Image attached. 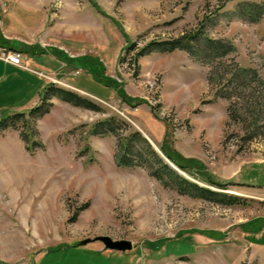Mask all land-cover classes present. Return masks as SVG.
Wrapping results in <instances>:
<instances>
[{"label":"rangeland","instance_id":"obj_1","mask_svg":"<svg viewBox=\"0 0 264 264\" xmlns=\"http://www.w3.org/2000/svg\"><path fill=\"white\" fill-rule=\"evenodd\" d=\"M252 4L264 13V0H0V39L47 52L23 48L30 71L0 62V120L10 116L0 128V264H264V15L255 19ZM196 30L197 47L207 37L233 52L152 51L134 60ZM78 60L99 61L107 84L132 104ZM221 61L248 73L213 87ZM56 88L97 108L42 100ZM35 107L43 109L29 114ZM111 116L168 164L161 146L193 161V177L176 170L183 177L240 203L181 194L142 167L118 166L117 137L92 133ZM30 128L33 149L22 135ZM208 175L228 189L209 185ZM100 236L134 248L105 249Z\"/></svg>","mask_w":264,"mask_h":264},{"label":"trees","instance_id":"obj_2","mask_svg":"<svg viewBox=\"0 0 264 264\" xmlns=\"http://www.w3.org/2000/svg\"><path fill=\"white\" fill-rule=\"evenodd\" d=\"M260 8L262 6L252 4V9L250 11L251 14L255 16V19H259V16L264 15V13L259 12ZM241 9H244V6H241ZM201 31H191L188 33H185L182 35V37H179L174 40H167L165 42L160 43H152V47L149 49H143L138 51L134 55V60H139L140 57L145 56L147 54H150L152 51H158L161 53H170L173 51H176L178 49L186 50L190 54L196 55L194 52H196V49L202 50V53L206 54L207 56L211 57L214 56L218 59H223L229 54H231L234 50V47L232 44L228 43V41L224 40H213L207 37H204L203 44H201L199 47H197L196 44H194V41H196L198 34ZM187 41V42H185ZM8 48V47H6ZM133 48V45L130 47ZM10 50H12L10 48ZM38 50H41L39 46H24V51L26 52H34V53H44L45 50L42 49V51L37 52ZM132 50H135L133 48ZM17 51V50H16ZM23 51V52H24ZM20 52V51H19ZM79 63H81L82 66L87 67L88 69L95 71L98 77L107 84L106 79H104V67L99 61H91V66L87 65L89 64L88 61L84 60H78ZM228 68V67H227ZM229 69V68H228ZM213 70L210 74L209 83L213 87L217 84L220 86L222 84V79L225 80V76L228 73L232 74L231 79H237L236 74H239L242 76L243 74L248 73V69L240 67L236 68V73L233 74L231 71L224 68V63L221 61L220 65H217L216 71ZM114 84H107V85H114L117 87V91L121 98L125 99L126 102L132 104V99L129 97H126L124 91L118 87V85ZM217 85V86H218ZM216 88V87H215ZM51 95H54L55 97L61 99L62 101L71 103L75 106L88 108V109H96L95 103L92 101L83 98L79 96L78 94L68 91L66 89L62 88H56L51 89L50 91L46 90L43 94L42 100L46 101L47 98H50ZM216 96L217 97H227L226 94L221 93L219 89H216ZM42 107H35L32 109L29 114H38L42 111ZM229 114L232 118V108H229ZM16 116H24V113H19ZM10 116L7 118H3L0 120V128H6L7 124L9 123ZM14 123V120L12 121ZM258 122L257 119H254V121L251 123L252 126L256 125ZM33 131L31 128L28 130V132H23V138L27 142V146L30 149H33L36 142L33 141ZM93 134L96 133H103L104 135L110 134L114 135L118 139L117 148H116V162L118 166L121 167H129V168H136V167H142L146 169L149 174L160 181L163 186L167 188H171L174 190H177L181 194H189L209 200H213V198H224L221 202L226 203L229 205H236L239 204L241 198L234 196V195H225L223 193L211 190L210 188L199 186L198 184L188 180L187 178L183 177V175L179 174L176 170H174L166 161L165 159L157 152V150L152 146V144L147 140V138L138 130L133 129L129 123H127L124 119L118 118L116 116H111L107 119H104L103 121H100L98 124H96L93 127ZM161 151L163 154L170 160L171 163H173L178 170H180L183 173H187L190 176H194L191 170V166L194 164L193 161H184L182 157L177 156L170 150H168L166 147L161 146ZM207 182L209 185L214 186L219 189L227 190V184L218 183L216 182L212 177L208 175Z\"/></svg>","mask_w":264,"mask_h":264},{"label":"crops","instance_id":"obj_3","mask_svg":"<svg viewBox=\"0 0 264 264\" xmlns=\"http://www.w3.org/2000/svg\"><path fill=\"white\" fill-rule=\"evenodd\" d=\"M17 37H14V36H9V35H4L3 36V39H0V48L2 47H8L9 49L11 48L12 50L11 51H20V53H22V56H23V62H24V65L25 67H17V66H14L12 64H9L7 62H5L3 59L0 58V62H2V64H4V66H7V67H10V68H13L15 70H21V71H30V68L27 66L26 64V60H25V57H24V52H23V48L24 46H29V45H34L35 46H39L40 48H42V45L41 44H33V43H29L27 41H24V40H21L19 38V45L18 46H14L13 45V41H15ZM47 54V52H44ZM39 75L41 76L42 73H39ZM45 87V86H44Z\"/></svg>","mask_w":264,"mask_h":264},{"label":"water","instance_id":"obj_4","mask_svg":"<svg viewBox=\"0 0 264 264\" xmlns=\"http://www.w3.org/2000/svg\"><path fill=\"white\" fill-rule=\"evenodd\" d=\"M169 164L172 168L179 171L174 164H172L171 162H169ZM94 241H100L101 243H103L104 248L108 249V250H116V251L126 252V251L132 250L134 248L133 243L129 240H114L113 238H111L109 236H100V237H97ZM89 242H90V240H85L81 243V245H85Z\"/></svg>","mask_w":264,"mask_h":264},{"label":"built area","instance_id":"obj_5","mask_svg":"<svg viewBox=\"0 0 264 264\" xmlns=\"http://www.w3.org/2000/svg\"><path fill=\"white\" fill-rule=\"evenodd\" d=\"M0 58L14 66L25 67L22 53L18 51H11L6 47H2L0 48Z\"/></svg>","mask_w":264,"mask_h":264}]
</instances>
